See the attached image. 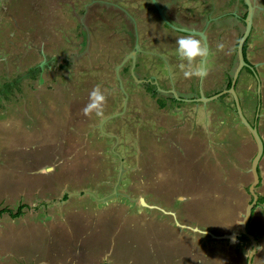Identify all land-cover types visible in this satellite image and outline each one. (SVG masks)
I'll return each mask as SVG.
<instances>
[{
  "label": "rangeland",
  "instance_id": "rangeland-1",
  "mask_svg": "<svg viewBox=\"0 0 264 264\" xmlns=\"http://www.w3.org/2000/svg\"><path fill=\"white\" fill-rule=\"evenodd\" d=\"M156 1L172 23L187 27L204 24L191 17L197 13L196 18L201 16V0ZM215 2L230 8L225 16L230 20H220L214 27L211 24L210 35L215 37L216 46L205 65L202 60L197 66L207 70L220 67L218 74L225 69L232 76L237 65L235 45L244 30L242 15L246 9L241 0ZM252 3L255 13L247 58L259 65L264 63V0ZM233 12H237L236 19L230 15ZM8 13L11 16L6 24ZM178 33L162 20L152 0H0V197L2 201L7 196L15 202L23 186L34 191L39 188L29 203L42 204L35 208L28 204L22 216L24 223L34 228L43 222V227L33 228L32 233L15 235L9 224L13 219L1 217L6 231L2 232L0 224V248L7 257L0 259V264H14L9 252H26L28 248L35 252L27 254L23 262L17 261L19 264H152L158 253L151 239L157 236L193 239L195 243L187 244L191 256L196 255V247L203 243L196 239L201 229L177 226L185 225L186 214L160 216L154 206L159 207L155 204L164 197L162 192L177 194L176 183L169 181L177 173L175 169L186 176L190 174L188 179L193 181L202 175L204 167L196 160L192 142L189 145L185 137L173 140L177 145L181 140L182 144L180 150L170 154L172 141L164 138V130L173 134L176 129V135L190 137L191 132L195 135L203 127L206 132L205 125L212 128L222 106L193 112L198 118H194L193 127L200 128L191 130V112H180L183 108L154 112L158 98H176L161 92V87L155 93L147 91L141 79L148 76L154 81L149 71L154 69L174 80L182 77L178 83L198 79L184 78L179 67L182 60L176 41L184 33ZM136 44L143 51H152V55H166L168 66L164 67L161 60L153 62L148 58L152 57L150 53H134ZM218 44L224 48L218 49ZM46 51L50 56L47 61L42 58ZM133 61L143 63L133 69ZM128 62L129 71L125 68ZM258 68V78L243 68L235 90L242 98L244 116L253 124L260 122L258 129L264 138L263 64ZM129 75L133 82L127 80ZM58 77L66 86L63 91L56 89L60 86ZM97 85L107 96L104 114L84 116L82 110L89 93ZM226 98L221 101L233 110L232 97ZM169 112L173 117L167 121ZM234 112H230V121L238 127ZM169 156L173 163L170 170L161 165L162 158L168 161ZM47 166L48 171H43ZM251 182L252 178L246 189ZM172 200L168 199V203ZM178 206L183 207L182 203ZM243 244L250 250L249 240ZM169 262L170 254L164 259V263Z\"/></svg>",
  "mask_w": 264,
  "mask_h": 264
},
{
  "label": "crops",
  "instance_id": "crops-1",
  "mask_svg": "<svg viewBox=\"0 0 264 264\" xmlns=\"http://www.w3.org/2000/svg\"><path fill=\"white\" fill-rule=\"evenodd\" d=\"M215 1L216 0L214 1L205 0L203 2L201 0L202 10L199 12V14L202 13L201 16L196 18L198 13L195 14L194 16H191L194 21L196 20V22L204 21V24L202 26H197V27L188 26L187 27V26L177 25L176 23H173L177 26L185 27L186 29H189V30L203 31L204 38H202L198 34H193V35L197 39H201L202 42H205L208 45L209 53L213 52L216 46L215 45L216 43H214L215 42L214 40H216L215 37L213 38L212 35H210V31H211L210 29L212 28L211 24L214 23L213 25L214 27L216 23H219L220 20H224V19L230 20L229 17H225L226 15L229 14L228 9L230 8H226L228 7L227 5L220 6L218 5L219 2H215ZM182 2L183 3H191V2L198 3L197 0H181L180 3ZM210 2L212 3L213 6H211ZM216 3H217V6L215 5ZM245 9L247 11V7ZM209 12L210 13L213 12L212 13L213 15L211 14V16L207 18H202L203 15L206 16V14L207 13L209 14ZM233 13H230V15L236 19L237 12H233ZM8 15L9 17L7 16L6 24H8V21L11 16L9 13ZM17 23H16V26H17ZM232 27H234V25ZM232 27L231 29L234 30V28ZM252 29H253V26H252ZM235 30H236V27H235ZM10 32L13 33V30L11 29ZM10 32L8 30L6 31V33H10ZM180 33H178V35ZM242 33L243 32H241L240 37ZM188 34L189 33H184V36ZM209 40L212 41L213 46L210 45ZM140 51H142V53L144 54L150 53L152 57H148V58H151L153 62L158 63V61L161 60L164 67L165 65L168 66L169 61L166 60L167 58L165 57L166 55H161L156 52L155 55L153 54L154 55L153 57L152 51H143L142 49H140ZM42 52L43 50H41V53ZM45 53L46 55L43 54L42 58L45 59V61H47L50 58V56H49V52L46 51ZM206 60L208 61V56L203 60V66L206 63ZM140 63H143V62H138V64L131 65V68L133 69L138 68V66L141 65ZM162 64L160 63V65ZM249 64L256 65V64H253L252 61H249ZM262 64L264 66V63ZM262 64L256 65V68H255L256 74L260 69L258 67L259 66L261 67ZM175 65L177 66L176 63ZM129 66H130V62H128L125 65V68L128 67L127 68L128 71H129ZM153 66L155 65L153 64V65H150L149 67H153ZM213 68H216L214 71L215 73L212 71ZM219 68L220 67H212L209 70H207L205 67V69L208 72V75L206 78H204L203 80L192 79V81H189L187 83L186 82L178 83V81L180 80L178 78H182V77H178L176 80H174L172 79V77L168 78V76L163 75L160 72L157 74L158 70L156 69L149 70L151 71V77L154 79V81H152L153 84L155 83L157 84L158 87L163 88V90H165V92L163 93L172 94L171 90L172 89L175 90V92L177 93V97L179 98V99H173L174 95L172 94V99L174 101L173 100L170 101L169 99H167L166 103L169 100L167 104V108H166V103L163 107L159 106L157 103L155 105L154 112L167 113V109H171L172 107H174L175 109L183 108V111H180V112H191L190 115L193 121L192 123H190V127L192 130V128L194 129L200 128V127L196 128L195 125L193 127V123L195 122V119H198L193 115V112H201V111L204 112L203 111L204 109L207 110L210 106H213V105L215 107H218L219 104H221L222 106V112H218L217 114H215L216 122L215 123L213 122L214 125L212 126V128L210 129L209 124L205 125L208 128L206 132H204L205 129L203 127L195 135L194 133L191 132L190 134H193V136L190 137L189 134L183 135V134L178 133V135H176L177 131L175 129V131L172 132L174 134V137H173L172 136L173 134H171L170 131L164 130L167 134V137H164V138L166 140L172 141L169 147L170 154H174L177 150H180L181 148L180 143L182 144L181 140L178 141L179 142L178 145L175 144L173 140H177L178 138L183 140V138L185 137L186 140H189L190 142L189 145L192 142V145L190 147L196 150V156H197L196 160L201 162L204 169H202V172H201L202 175H198L196 177L193 175L195 177L193 181H189L190 179H188L190 174L186 176L184 174L179 173L177 169H175L177 173H175L174 175H171L172 177L169 178V181H171L173 185L176 183L177 194L172 195V193L162 192L164 197L160 199L159 202L157 201L158 202L157 204H155L159 207L154 206V208L155 210H160V213H159L160 216H170L171 217V216H175L176 214L180 212L186 214V222L183 223L185 225L179 224L177 226H180L182 228L185 227L186 229L192 228V230H197L196 228L199 227V229H201L200 231L201 235L198 236V238H201V239H198V238L196 239L198 241L201 240L203 242L202 243L203 245L200 244L201 246L196 247V251H197L196 255L195 256L193 255L194 257H192L190 254L188 244H187V242L189 241L188 238L185 239L184 237H170V239H168L163 236L162 237L157 236L151 239L153 240L152 242L154 244L152 245L153 250H156L158 253V258H156L157 260L152 264H247L249 250L245 248V245L243 244V243H246V240H242L240 225L243 219V214L245 212V209L252 200V196L249 192L250 185L248 186V189H246L247 188L246 183L251 178L253 180L252 173H251V163H252L253 157L256 154V144L249 130L244 126L239 116L237 115L233 96L227 92H224L225 90H227L226 84L228 82V77L230 76L231 73H228V71H226L223 68L224 70H222L220 73L222 74V76L218 77V75L220 74H218L217 70L222 69V68L220 69ZM173 69L177 70L175 66H173ZM51 72L55 73V71H51ZM140 72L142 74L143 71L140 70ZM126 74L127 72L124 73V75ZM147 78H148L147 79L148 81H151V79L148 76ZM257 78H258V74H257ZM58 79H59L60 86H58L57 88L56 86H53V87L58 89V91L65 90L64 87L66 86L63 84L62 79H60V77H58ZM221 79H222V82H221ZM127 80H129L130 82H133L132 81L134 80L133 76L129 75ZM39 82H40L39 84H41L42 80L39 79ZM162 82H164V84ZM236 85H237V82H236ZM218 93H221V95L218 96L217 98H213L214 95ZM128 95L129 93H127V96ZM227 95H230L232 97L231 103H233V108H234L233 110H230L227 104H224L223 102L225 99L227 100L226 98ZM206 98H210V99H206ZM221 99H224V100L221 101ZM239 99H240V104H241L242 98H239ZM200 107H201V110H200ZM230 112L235 113V114L233 113V116L235 115L237 122L240 123V125L237 124L238 127H235V124L231 123ZM168 115L169 116H168L167 121L170 119V117L171 119L173 117L170 112ZM231 120L234 121V117ZM250 123L253 124L252 122ZM258 125H257V128H258ZM176 127L177 125L175 123L174 128ZM242 128L244 130H242ZM262 128H264V124H262ZM220 129H223L224 132H222L223 130L219 131ZM209 130L211 132H209ZM258 132L264 142V138L261 134L260 128L258 129ZM200 137H203V138L206 137L208 140L202 142L200 140ZM249 138L252 139L251 141H253L254 144L253 143L250 144ZM252 148L254 150H252ZM10 152L12 153V151ZM251 153H253L252 158L250 157ZM162 159L163 161L161 165H163L164 167L168 166V170H170V167L173 165V163L170 162V156H169L168 161L166 160V158H162ZM188 159L189 157L185 158L184 160H188ZM44 168L45 169L42 168L43 171H48L49 169L48 166L47 168L46 167ZM12 169L13 168H11L10 170ZM258 171H259L260 181H259L258 186L255 188V192L257 193L258 198H259L260 196H264V153L259 162ZM249 175H251V178ZM36 189L37 190L34 191L30 189L27 185L23 186L21 191L16 194L15 197L17 199L15 202L11 201V199L7 196H4L5 197L4 201H2L3 197L2 198L0 197V202H1L0 209L7 208L15 212L19 206L24 204V203H20L22 201H26L27 202L26 205L30 203L33 205H36L34 206V208L37 206L39 207L42 204V202L38 204L36 201H33V203L32 202L29 203L30 199L32 200L34 196H36L35 193L39 190V188H36ZM165 196L166 197L168 196V198H166ZM170 198H174V200H172L173 202L171 201V203L169 204L168 199ZM174 202H176V205L174 204ZM181 203L183 207L178 206ZM211 207H216L218 210L214 211ZM177 208H179L178 212H176ZM165 214H169V215H165ZM4 216H8L10 220L13 219L11 220L9 224H12V228L11 227L10 228L15 232V235L24 233L23 231L30 232L31 230L34 231V229L36 230L37 228L43 227L41 226L43 222L39 224L40 227L37 226L35 228L32 225L25 224L24 223L25 217L22 215L20 217L12 218L7 213H5V214L0 215V218ZM1 220L2 219H0V222ZM0 224H2L1 229H2V232L4 233V231H6V228L3 227L2 222ZM247 231L255 237L257 244H258V248L252 257L251 264H264V203L263 204L258 203V205L257 206L255 205V207L252 209V213H251L250 219L247 224ZM0 234L2 235V233ZM16 238L18 239V237ZM166 240H169V242H167ZM189 242L195 243V240L191 239V241ZM45 243H46V239H45ZM46 248H47V244L45 246V249ZM1 249L2 248H0V254H1L0 259H4V257H7V256L2 255ZM12 252L13 251H10L9 255L13 259L14 264H19L17 261L23 262L27 254L35 252V251H33V249L31 250L30 248H28L26 252H20V253H14V252L12 253ZM198 252H200V254H198ZM48 254L46 251V258H48ZM168 254H170V262L164 263V259L168 256ZM43 255H45V253L42 254L41 258H44ZM145 261H147L146 257H144L143 259V262Z\"/></svg>",
  "mask_w": 264,
  "mask_h": 264
},
{
  "label": "water",
  "instance_id": "water-1",
  "mask_svg": "<svg viewBox=\"0 0 264 264\" xmlns=\"http://www.w3.org/2000/svg\"><path fill=\"white\" fill-rule=\"evenodd\" d=\"M152 1H153V4L155 5V7L157 9V12H159L162 20L164 22H166L171 28H173L174 30H176L178 32H182V33L198 34L202 38H204V32L203 31L189 30V29H186L185 27L177 26V25L173 24L172 22H170L166 18V16H165L161 6L159 5V3L156 0H152ZM244 2L246 4L247 11H246V16L244 18V30H243V33H242L239 41H238V45L236 48L237 65H236L234 72H233V75H232L231 86L229 89L225 90L224 92H227L233 96L237 115L239 116V118H240L241 122L244 124V126L249 130V132H250V134H251V136H252V138L256 144V154L253 157L252 163H251V173H252L253 180L249 186V192L252 196V200L247 205V207L245 209V212L243 214V219H242L241 225H240L241 234L244 235L250 241V244H251V248L249 250L248 260H247V264H251L252 257L258 248V244H257L255 237L247 231V224H248V221L250 219L252 209L255 207V205L257 204V201H258V195L255 192V188L258 186L259 181H260L258 165H259V162H260V160L263 156V153H264V142H263V140H262V138L258 132L257 124L256 123L251 124L246 119V117L244 116L243 111H242V107L240 104V99H239V97L236 93V90H235L237 79L239 77L241 70L244 67H249L252 71H254L256 73V70H255L256 65H250L246 61L245 56H244V52H243L244 44L248 40V38L251 34V31H252L255 6L251 2V0H244ZM137 51H140L138 44H136L134 46V53ZM134 53H132V54H134ZM134 55H131V58H134ZM132 60H135V59H132ZM133 64H134V61H133ZM117 72H118V70H117ZM118 74H119V72H118ZM256 77H257V74H256ZM118 79H119V77H118ZM120 85H121V83H120ZM160 91L165 92V90H163V89H160ZM123 92H125V91L123 90ZM171 92H172V94H174V97L176 99H179L177 97V93L175 92V90L172 89ZM220 95H221V93H218V94L214 95L213 98H217ZM206 99H210V98H206Z\"/></svg>",
  "mask_w": 264,
  "mask_h": 264
},
{
  "label": "clouds",
  "instance_id": "clouds-1",
  "mask_svg": "<svg viewBox=\"0 0 264 264\" xmlns=\"http://www.w3.org/2000/svg\"><path fill=\"white\" fill-rule=\"evenodd\" d=\"M177 51L181 60L179 67L184 78L192 79L193 77L203 80L207 77L208 72L205 68L198 67V63L209 55V47L201 39H197L193 34L182 36L176 41ZM217 48L222 50L223 44H218ZM145 81V80H144ZM149 82V81H148ZM156 88L157 84H154ZM107 96L101 90L99 85L95 86L89 93L88 103L83 108V115L90 116L95 114L102 117L106 107Z\"/></svg>",
  "mask_w": 264,
  "mask_h": 264
},
{
  "label": "trees",
  "instance_id": "trees-1",
  "mask_svg": "<svg viewBox=\"0 0 264 264\" xmlns=\"http://www.w3.org/2000/svg\"><path fill=\"white\" fill-rule=\"evenodd\" d=\"M241 4L246 8V5L244 4V1L243 0H241ZM245 16H246V12H244L243 13V15H242V19H243V21H244V18H245ZM237 45H238V41L236 42V47H237ZM247 49H248V40L245 42V44H244V47H243V52H244V56H245V59H246V61L249 63V61H248V59H247ZM127 68V67H126ZM244 68H246L250 73H254L255 75H256V73L254 72V71H252L249 67H244ZM124 71H125V69H124ZM142 79H144V80H146L144 83H143V85L145 86V89L147 90V91H149V92H156V90H157V88H156V86L152 83V80L151 81H149L148 82V78H147V76H144ZM231 80H232V76L230 75L229 77H228V82H227V84H226V89H228V88H230V86H231ZM237 82H238V80H237ZM170 99V98H169ZM166 98H158V100H157V103H158V105L159 106H161V107H163L164 105H165V103H166ZM258 203H261V204H263L264 203V196H260L259 198H258V201H257V204H256V206L258 205ZM24 208H27V205H25V204H23V205H21V206H19L17 209H16V211L15 212H13L12 210H9V209H7V208H3V209H0V215H2V214H5V213H7L9 216H11L12 218H16V217H20L21 215H23V209ZM241 237H242V240H248L244 235H242L241 234Z\"/></svg>",
  "mask_w": 264,
  "mask_h": 264
}]
</instances>
